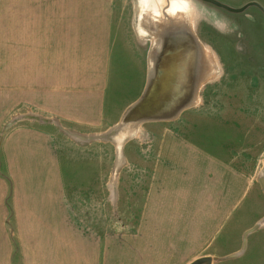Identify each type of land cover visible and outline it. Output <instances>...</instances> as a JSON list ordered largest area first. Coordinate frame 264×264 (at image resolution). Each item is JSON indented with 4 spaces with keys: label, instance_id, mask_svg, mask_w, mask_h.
Wrapping results in <instances>:
<instances>
[{
    "label": "crops",
    "instance_id": "0c3cea01",
    "mask_svg": "<svg viewBox=\"0 0 264 264\" xmlns=\"http://www.w3.org/2000/svg\"><path fill=\"white\" fill-rule=\"evenodd\" d=\"M115 11V0H0V264H124L106 231L111 169L90 181L99 213H81L60 139L115 137L146 91L149 57L121 35ZM183 111L159 132L141 123L151 146L120 148L118 184L121 172L148 173L136 230H224L253 184L173 128ZM135 151L149 164L137 167Z\"/></svg>",
    "mask_w": 264,
    "mask_h": 264
},
{
    "label": "rangeland",
    "instance_id": "374dc122",
    "mask_svg": "<svg viewBox=\"0 0 264 264\" xmlns=\"http://www.w3.org/2000/svg\"><path fill=\"white\" fill-rule=\"evenodd\" d=\"M115 1L121 35L123 32L127 41H133L149 57L151 73L152 52L162 46L158 33L170 20L178 26L169 29L171 33L184 27L189 38L201 47L206 68L195 101L174 120L173 128L251 177L253 184L233 209L224 230L219 225L214 230L208 226L205 230H136L139 210L147 197L148 173L121 172L118 184L117 170L112 169L122 165L120 148L125 141L137 150L151 146L149 135L144 134L147 125L139 124L120 138L96 135L88 139L90 142H83L77 136L61 135L62 156L69 168L63 173L72 182L67 187L74 195L72 203L77 202L78 210L85 215L99 213L101 188L91 186L90 181L106 179L108 168L106 231L114 247L124 248V264H190L203 257L211 258L210 264H264V0H214L232 9L255 4L241 13L200 0ZM177 52L166 51L169 58L174 57V71L164 77L168 109L188 103L194 86L189 81L191 69L188 74L185 70L184 78L180 76L182 64ZM163 74L160 71V77ZM151 106L164 109L163 104L157 106L155 102ZM155 117L150 121L161 123L153 128L159 132L165 120ZM148 156L135 151L132 159L137 167L145 166ZM133 178L140 181L135 183Z\"/></svg>",
    "mask_w": 264,
    "mask_h": 264
},
{
    "label": "bare ground",
    "instance_id": "6f19581e",
    "mask_svg": "<svg viewBox=\"0 0 264 264\" xmlns=\"http://www.w3.org/2000/svg\"><path fill=\"white\" fill-rule=\"evenodd\" d=\"M172 23L173 21L170 20ZM168 22L166 25H164V28L162 31H159L158 36L161 40V47L159 48V51L152 52V73L151 77L149 78V86H148V92L146 94V98L143 102V104H137L123 117L119 127L117 128V134L115 137L119 138L122 135H126L130 129L136 125L141 124L145 120L149 119H156L155 113H154V107L151 106L152 103H158L163 104L164 109L163 110H157L160 112H163L165 115V118L171 113H174L176 111V104L175 106H172L170 109L168 107L166 108V102L168 99V90H165V75H167L168 72L174 71V66L172 64V59L174 60V57L171 56V58L168 57V53L166 51H175L178 50L177 53H179L180 56V62L182 64L181 67V77L185 74V70H187V74L189 70L191 69L192 73L189 75V81L193 82L192 87V94L190 95V101L188 103H185L184 110L191 106L193 104V101H195V94L198 91V82L200 81L202 77V73L204 68H206V60L204 58V53L201 47L193 42L189 35L186 33L187 31L184 30V27H181L179 32L169 31V29L176 28L175 23ZM186 31V32H185ZM190 53V54H189ZM184 63L186 64L184 66ZM192 64V66H191ZM193 69V70H192ZM170 70V71H169ZM160 71H163V76L160 77L159 73ZM168 76V75H167ZM179 75H176L175 77H178ZM188 77V76H187ZM165 88V89H164ZM183 99V96L182 98ZM154 101V102H153ZM145 102V103H144ZM181 104V103H180ZM162 106V107H163ZM181 109L179 108L177 111L179 113ZM176 111V112H177ZM175 112V113H176ZM146 113H149L150 115ZM176 114H174V117ZM148 117V118H147ZM161 118V119H165Z\"/></svg>",
    "mask_w": 264,
    "mask_h": 264
},
{
    "label": "water",
    "instance_id": "95a60500",
    "mask_svg": "<svg viewBox=\"0 0 264 264\" xmlns=\"http://www.w3.org/2000/svg\"><path fill=\"white\" fill-rule=\"evenodd\" d=\"M200 1H203V2L209 3V4H211V5H214V6L218 7V8L224 9V10H226V11H228V12H231V13H241V12L244 11L248 6L255 5V4L251 3V4H248V5L244 6V7H242V8H239V9H232V8H229V7L225 6V5H222V4H220V3H217V2L214 1V0H200ZM148 86H149V84H148ZM148 86H147L146 91H145V93L143 94V96H142V98H141V100H140V102H139L138 104L142 103L141 101L145 100V98H146V94H147V92H148ZM136 105H137V104H136ZM156 105H157V106H160L161 104H158V103H157ZM179 105H180L179 107H176V111L180 108V109H181V110L179 111V113H180L181 111L184 110L185 104H184V102H183V103H181V104H179ZM153 107H154V111H157V110H163V109H158V108L155 107V106H153ZM176 111H175V112H176ZM163 112H164V111H163ZM163 112L157 111L154 115H155V116L162 117V118H165V115L163 114ZM175 112L172 113V114H170V115H168L166 118H170V117H171V118H174V114H176V115L179 114L178 111H177L176 113H175ZM147 114L150 115L149 113H146L145 115L147 116ZM147 118H148V117H147ZM153 119H154V118H153ZM160 119H161V118H160ZM252 230H255V229L253 228ZM245 236H247V235H245ZM210 262H211V258H209V257H203V258H199V259H197V260L191 262L190 264H210Z\"/></svg>",
    "mask_w": 264,
    "mask_h": 264
},
{
    "label": "flooded vegetation",
    "instance_id": "af4514ba",
    "mask_svg": "<svg viewBox=\"0 0 264 264\" xmlns=\"http://www.w3.org/2000/svg\"><path fill=\"white\" fill-rule=\"evenodd\" d=\"M162 31V30H161Z\"/></svg>",
    "mask_w": 264,
    "mask_h": 264
}]
</instances>
